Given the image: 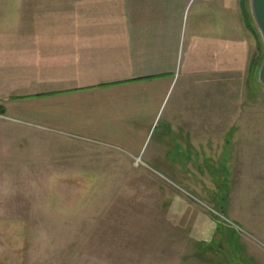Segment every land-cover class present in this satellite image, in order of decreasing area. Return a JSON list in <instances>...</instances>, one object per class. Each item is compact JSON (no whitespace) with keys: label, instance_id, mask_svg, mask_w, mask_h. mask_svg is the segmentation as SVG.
Masks as SVG:
<instances>
[{"label":"rangeland","instance_id":"obj_1","mask_svg":"<svg viewBox=\"0 0 264 264\" xmlns=\"http://www.w3.org/2000/svg\"><path fill=\"white\" fill-rule=\"evenodd\" d=\"M213 1L162 3L177 86L188 64L211 52L203 30L212 24L202 21L218 9ZM228 1L237 55L212 61L222 74L206 76V101L175 115L174 135L165 119L178 87L150 135H119V145L22 135V124L18 135H0V264H264L263 50L249 0ZM138 2L150 0H0V107L37 87L39 43L89 19L71 6ZM240 244L252 263L231 257Z\"/></svg>","mask_w":264,"mask_h":264},{"label":"crops","instance_id":"obj_2","mask_svg":"<svg viewBox=\"0 0 264 264\" xmlns=\"http://www.w3.org/2000/svg\"><path fill=\"white\" fill-rule=\"evenodd\" d=\"M165 1L71 6L89 19L72 26L79 28L77 33L55 36L54 44L37 45L41 70L31 80L37 87L1 104L6 131L0 135H18L14 124H22V135H64L82 144L119 145V135H150L166 98L178 87L165 119L167 135H174L175 115H184L193 99L203 96L206 101V76L222 74L216 70L223 67H215L212 61L220 65L231 62L233 54L236 57L232 29L238 22L236 14L231 20L233 7L228 0L212 2L218 9L202 21L212 26L203 30L208 32L205 36L200 33L210 41L211 52L190 62L184 71L187 78L177 86L171 39L164 29L171 27L170 15L162 6ZM97 15L101 19H94ZM217 51L226 56L218 57ZM132 147L135 152L139 143ZM234 250L231 257L238 253L242 262H253L249 247L240 244Z\"/></svg>","mask_w":264,"mask_h":264},{"label":"water","instance_id":"obj_3","mask_svg":"<svg viewBox=\"0 0 264 264\" xmlns=\"http://www.w3.org/2000/svg\"><path fill=\"white\" fill-rule=\"evenodd\" d=\"M252 21L260 35L262 43V60L257 72V83L264 89V0H249Z\"/></svg>","mask_w":264,"mask_h":264}]
</instances>
